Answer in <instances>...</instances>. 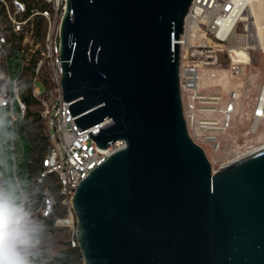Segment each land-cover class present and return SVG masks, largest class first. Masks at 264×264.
Masks as SVG:
<instances>
[{"label": "water", "instance_id": "obj_1", "mask_svg": "<svg viewBox=\"0 0 264 264\" xmlns=\"http://www.w3.org/2000/svg\"><path fill=\"white\" fill-rule=\"evenodd\" d=\"M193 0H68L64 99L101 152L73 197L85 264H264V145L213 169L183 112Z\"/></svg>", "mask_w": 264, "mask_h": 264}, {"label": "built area", "instance_id": "obj_2", "mask_svg": "<svg viewBox=\"0 0 264 264\" xmlns=\"http://www.w3.org/2000/svg\"><path fill=\"white\" fill-rule=\"evenodd\" d=\"M248 5V0H193L178 40L183 112L191 137L204 148L207 156L208 147L214 155L228 151L225 146L231 137L227 133L231 125L233 128L237 94L232 95V104L219 109V96L204 91V64L209 63L207 59L213 56L218 45L237 38V29L243 23ZM67 8L68 0H0V117L12 126L14 184L20 190L21 202L17 209L23 214L26 232L36 216L53 218L56 226L72 231L70 244L78 247L77 218L73 209L76 189L91 169L125 146L126 141L117 139L107 151L101 152L87 129H79L69 109L70 102L64 99L61 24ZM192 35L197 44H192ZM237 47L248 52L246 46ZM197 51H201L206 60L199 62ZM211 74L215 76L216 72ZM25 93L38 103V116L45 123L48 136V149L33 183L19 175L16 152L15 126L25 122L31 110V105L23 98ZM254 118L264 120V95L258 97ZM256 147L248 143L241 146L237 135L232 134L229 155L232 154L233 160ZM224 164L226 162H222ZM50 177L56 178L58 191L49 183ZM28 185L36 186L37 191L28 192ZM60 204L66 210L65 215H58ZM39 241V238L32 241L29 237V243L21 246L28 264H41L31 251Z\"/></svg>", "mask_w": 264, "mask_h": 264}, {"label": "rangeland", "instance_id": "obj_3", "mask_svg": "<svg viewBox=\"0 0 264 264\" xmlns=\"http://www.w3.org/2000/svg\"><path fill=\"white\" fill-rule=\"evenodd\" d=\"M261 22H264V15L261 17ZM238 35V36H237ZM243 35V36H242ZM249 31L245 29V24L240 23L237 29V38L225 45H218L213 56L209 57V63H205V71L203 77L204 91L206 93L216 94L219 96L218 108L222 109L223 106L232 104V95L237 94L236 108L233 116L232 125L227 133L230 135V141L226 153H214L211 147H208V158L210 159L213 169L218 170L222 167V162L232 161V154L229 152L232 149V134L237 135V142L243 146L245 143L248 145H256L257 147L264 144V120L257 121L254 118V110L257 105L258 97L260 96L261 87L264 81V51L259 48L252 47L250 41ZM242 36V38H240ZM248 36V37H247ZM247 38V39H246ZM192 44H197L196 37L191 36ZM237 46H246L248 48L249 58L247 61L234 64L232 60V53L234 54L239 48ZM211 53V52H205ZM216 55V56H215ZM196 59L199 62L206 60L201 51H197ZM235 66H237L235 68ZM216 72V75H212ZM42 89L44 85L39 83ZM216 106V105H215ZM31 112H38L39 105L34 102L30 108ZM232 114V113H231ZM33 121L26 120L23 129L20 131L19 124L15 126V139H16V152L19 157L18 173L24 175L32 181L37 169L39 161L33 157V148L31 141L35 145V155L40 153V148L47 143L41 137H47V128L42 120L35 115ZM30 137V138H29ZM31 139V141H30ZM13 156V140H12V126L11 123L5 120L3 116L0 117V199L7 201L14 208H18L20 200L18 198L19 188L14 184L16 177L14 172ZM32 159V162H29ZM33 163V167L31 164ZM49 183L56 184V178L50 177ZM55 190L58 191V186L55 185ZM28 192L34 193L37 191L36 186L28 185L26 187ZM58 215H64V207H59ZM77 218V217H76ZM43 218L36 216L31 222L29 227V237L32 241L36 242L32 248V254L37 251L41 256L39 261L41 264H52L53 257L59 255L62 251L69 249L71 246L72 231L65 226L49 227L41 236H35L34 231L39 227ZM77 221V220H76ZM79 247V246H78ZM18 251L23 254V248L18 247ZM64 264H85L83 256L81 258H72L68 263Z\"/></svg>", "mask_w": 264, "mask_h": 264}, {"label": "clouds", "instance_id": "obj_4", "mask_svg": "<svg viewBox=\"0 0 264 264\" xmlns=\"http://www.w3.org/2000/svg\"><path fill=\"white\" fill-rule=\"evenodd\" d=\"M23 214L6 200L0 202V264H28L18 247L29 243Z\"/></svg>", "mask_w": 264, "mask_h": 264}, {"label": "bare ground", "instance_id": "obj_5", "mask_svg": "<svg viewBox=\"0 0 264 264\" xmlns=\"http://www.w3.org/2000/svg\"><path fill=\"white\" fill-rule=\"evenodd\" d=\"M248 2L249 5L242 18V21L245 24V29L249 31L250 41L248 39V42L249 44H252V47L259 48L264 51V22H261V17L264 15V0H248ZM242 36H240V38H242ZM233 57L234 64H237L247 61L249 58V53L243 48L241 50H237L233 54ZM260 95H264L263 86L261 87ZM215 99H218V97ZM263 145L264 144L260 146Z\"/></svg>", "mask_w": 264, "mask_h": 264}, {"label": "trees", "instance_id": "obj_6", "mask_svg": "<svg viewBox=\"0 0 264 264\" xmlns=\"http://www.w3.org/2000/svg\"><path fill=\"white\" fill-rule=\"evenodd\" d=\"M23 98L24 100L29 104L32 105L35 101L33 100V98L31 97L30 94L25 93L23 94ZM43 140H47V143L44 144V146H42L40 148V153H38V157L36 158V160H38L39 162L44 158V156L46 155V151H47V147H48V138L47 137H41ZM31 167H33V163H30ZM40 169V164L38 165L37 169H34L33 172L35 174L38 173V170ZM61 207V204L58 206ZM56 226L54 224V219L50 218V219H43L41 224L39 225V227L34 231V235L35 236H41L43 235V233L49 228V227H53ZM34 258L37 261H40L42 256L35 251L34 252ZM82 252L80 250L79 247H72L70 246L69 249H66L65 251H62L59 255H56L53 257V262L52 264H64V263H68L70 259L72 258H81Z\"/></svg>", "mask_w": 264, "mask_h": 264}, {"label": "crops", "instance_id": "obj_7", "mask_svg": "<svg viewBox=\"0 0 264 264\" xmlns=\"http://www.w3.org/2000/svg\"><path fill=\"white\" fill-rule=\"evenodd\" d=\"M35 115L36 116H38V112H31L30 113V115H29V117L27 118V120L29 121V120H31V121H33L36 117H35ZM39 117V116H38ZM39 120H41L40 118H39ZM24 123L25 122H22L19 126H20V131L21 130H24L23 129V125H24ZM30 138V137H29ZM47 138H48V136H47ZM16 140V139H15ZM30 141H31V139H30ZM31 145H32V148H33V152H34V154H33V157L32 158H37L38 157V155H35V145L33 144V141H31ZM47 149H48V147H47ZM47 152V151H46ZM29 162H32V159L29 161ZM41 162H42V160L40 161V166H41ZM37 174H35L34 175V177L36 176ZM34 177L32 178V183H33V179H34ZM65 212H64V215H65V213H66V210H64Z\"/></svg>", "mask_w": 264, "mask_h": 264}]
</instances>
